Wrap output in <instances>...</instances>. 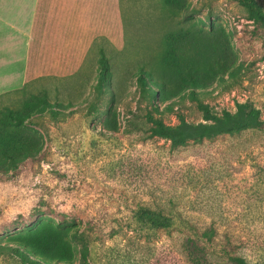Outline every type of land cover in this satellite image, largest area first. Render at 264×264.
Segmentation results:
<instances>
[{"label":"rangeland","instance_id":"374dc122","mask_svg":"<svg viewBox=\"0 0 264 264\" xmlns=\"http://www.w3.org/2000/svg\"><path fill=\"white\" fill-rule=\"evenodd\" d=\"M252 3L264 13V0H177L178 8L165 0H108V12L93 14L98 22L79 30L70 55L62 47L76 30L60 28L51 5L43 77L0 100V118L8 109L23 115L9 120L4 135L12 143L23 134L37 148L27 170L18 163L0 177V264H171L185 233L137 226L141 206L214 226L217 243L230 239L251 264H264V134L176 149L151 131L153 119L177 126L182 117L197 126L238 103L253 104L264 119V31H256ZM100 49L108 57V95L98 98ZM166 50L188 74L179 91L160 63ZM152 67L162 79L149 80L154 99L138 84ZM41 90L66 112L54 117L40 106L28 113L26 97ZM42 231L71 263L38 255L32 263L13 249L31 250Z\"/></svg>","mask_w":264,"mask_h":264},{"label":"trees","instance_id":"16d2710c","mask_svg":"<svg viewBox=\"0 0 264 264\" xmlns=\"http://www.w3.org/2000/svg\"><path fill=\"white\" fill-rule=\"evenodd\" d=\"M165 3L169 7L178 8L177 0H165ZM250 8L251 18L259 24L256 27V31L260 32V29L264 31V13L255 3L250 4ZM173 60L174 57L170 54V50H166L160 63L164 64L166 70L170 72V79L174 81L172 85L175 86L177 84L179 88L180 83L181 88V85L188 82L189 78L186 76L188 74H186V71L181 66H177V64L173 65ZM98 63L101 72L96 87L99 92L98 98H100L101 95H108V90L106 91V84L108 83V57L103 52ZM155 67H152L148 72L141 71L138 77V84L141 86L144 95L151 99L156 98L157 93L149 80L152 79V82L162 80ZM146 73L149 76H146ZM166 73L165 78L168 77ZM230 74L234 76L233 72ZM195 81H197V77ZM164 85H168L165 79ZM189 95L191 98H197L196 90H190ZM25 100L24 106L28 113L38 110L40 106H44L54 117H57L59 113L66 112V108L61 106L62 103H57L55 105L57 108L52 106L53 103L46 90L38 94H32L26 97ZM22 117L23 115L17 114L15 110L8 109L0 118V177L3 176L4 170H18V163L20 165H27V170L36 158L34 152L37 151V148H35V144L33 143L35 140L33 138L30 139L28 136L18 134L15 137L16 141L11 143L9 141L10 139L4 135V127L9 126V120L18 122ZM208 121L210 123H201L195 126L187 124L180 117L179 125L167 126L162 120L153 119V128H151V131L154 136L171 140L172 147L176 149L189 144L191 141L201 142L219 137L236 136L248 131H261L264 134V119L262 113L251 103H238L235 112L225 111L220 116H209ZM24 150L27 151L25 156L23 154ZM134 211V223L147 232L158 233L170 232L175 229L183 230L185 235L179 245L178 250L180 251L171 264H251L239 252L238 247L230 239L222 243H217V232L214 226L201 229L190 220L169 217L161 210H153L145 206L138 207ZM29 245L31 246V250L26 249L25 246L13 249L16 250L18 255L25 257L32 263L37 262L34 259L37 255L42 259L50 260L58 258L64 259L69 263L72 261L67 254L60 251V247L57 246L59 245L57 241L56 244L53 243V237L47 232L42 231L41 236L36 242H29ZM42 245L46 250H44ZM160 261V264H167L166 260ZM38 263L40 262L36 264Z\"/></svg>","mask_w":264,"mask_h":264},{"label":"crops","instance_id":"0c3cea01","mask_svg":"<svg viewBox=\"0 0 264 264\" xmlns=\"http://www.w3.org/2000/svg\"><path fill=\"white\" fill-rule=\"evenodd\" d=\"M51 5L57 7L60 28L76 30L62 47L68 55L76 53L71 44L81 43L79 30L95 27L99 18L93 14L108 12V0H0V100L27 92L28 86L43 77L40 65L48 52L44 30L49 25ZM102 52L106 55L100 49L99 59ZM77 67L73 77L78 75L80 64Z\"/></svg>","mask_w":264,"mask_h":264}]
</instances>
